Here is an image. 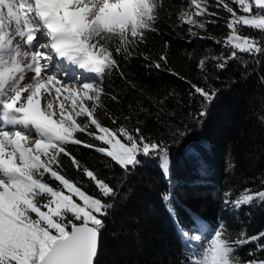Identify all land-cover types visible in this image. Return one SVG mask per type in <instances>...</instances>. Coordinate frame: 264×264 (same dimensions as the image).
Here are the masks:
<instances>
[{
  "label": "snow or ice",
  "instance_id": "snow-or-ice-1",
  "mask_svg": "<svg viewBox=\"0 0 264 264\" xmlns=\"http://www.w3.org/2000/svg\"><path fill=\"white\" fill-rule=\"evenodd\" d=\"M231 2L241 14L227 0H217L230 14L222 42L230 51L227 56L200 59L197 67L205 81L209 59L223 70L230 61L247 66L250 60L259 63L264 55V0ZM162 7L163 0H0V264H97L103 218L110 215L120 192L66 145L92 149L108 158L100 163L110 174L118 166L122 170L119 188L137 167L151 160H158L165 178L170 177V148L189 134L187 125L171 124L172 140L166 142L146 137L139 127L110 128L100 119L103 111L117 124L102 98L117 101L118 96L106 92L104 83L113 73L126 79L115 57L128 59L136 54L146 32L157 30L154 25ZM208 9L209 0H188L177 15V26L188 25L189 35L196 37L195 29L206 30L207 24L216 22L208 18L217 13ZM246 29L258 31L261 38L245 35ZM139 54L151 61L146 67L171 71L166 67V52L159 61ZM191 88L190 100L196 95L202 98L201 109L193 117L202 125L217 90L195 84ZM172 115L163 107L156 113L158 119ZM124 120L131 117L125 115ZM77 133L100 143H90ZM65 157L85 179L66 174ZM205 171L202 165L201 173ZM86 181L94 184L99 196L85 190ZM163 200L175 215L173 194L165 193ZM262 204L264 191L245 188L235 199L230 190L223 193L224 210L233 214ZM179 234L187 257L181 264H242L238 251L253 242L256 252L249 251L250 256L264 252V244L259 243L264 233L245 238L241 231L233 239L223 218L216 226L196 219L190 231L181 227ZM243 264H264V259Z\"/></svg>",
  "mask_w": 264,
  "mask_h": 264
},
{
  "label": "trees",
  "instance_id": "trees-1",
  "mask_svg": "<svg viewBox=\"0 0 264 264\" xmlns=\"http://www.w3.org/2000/svg\"><path fill=\"white\" fill-rule=\"evenodd\" d=\"M227 2L239 13L231 0ZM187 5L188 0H163L154 25L157 30L146 32L144 42L136 46V54L131 58L115 57L126 79L113 73L104 88L117 95L118 100L113 101L110 96L102 99L108 112L117 117V124L100 112L105 126L139 127L143 135L157 141L171 142V124L187 125L189 134L170 148V177L165 178L158 160H151L137 167L119 188L122 170L116 166L114 174H110L100 163L108 158L79 145L65 146L81 163L120 192L110 215L103 218L105 226L100 236L97 264H181L187 257L179 229L190 231L196 219L216 226L223 218L233 239L241 231L246 233L245 238L264 233V204L242 207L235 214L225 211L223 205L225 191L232 192V199L245 188L264 191V183H261L264 180V55L258 58L259 63L250 60L247 66L230 61L223 70L216 68L217 61L209 59L206 62L208 80L205 81L197 65L205 56L229 54L230 49L222 47V42L229 31L226 25L230 14L223 5H217V0H209L208 10L216 12L217 16L208 19L216 22L207 24L206 30L195 29L198 35L192 37L187 31L188 25L177 26V15ZM244 34L261 38L256 30L246 29ZM200 36L205 38L200 39ZM112 50L115 53V46ZM165 52L166 67L171 71L146 67L151 61H145L139 54H148L159 61ZM244 58L248 59L246 55ZM191 84L217 90L215 100L207 108V117L201 118L202 125L193 119L201 109L202 98L196 95L190 100ZM161 100L165 101L163 105L158 103ZM162 107L173 115L158 119L156 113ZM141 108L147 112L140 111ZM125 115L131 120L125 121ZM77 135L90 143H100L81 133ZM64 160L70 178L85 179L67 157ZM202 165L205 174L201 173ZM49 183L55 182L49 180ZM86 183L85 190L99 196L94 184ZM168 192L174 197L175 215L163 200ZM259 243L264 244V237ZM249 251L256 252L255 242L239 249L242 264L251 259H264V252L250 256Z\"/></svg>",
  "mask_w": 264,
  "mask_h": 264
},
{
  "label": "rangeland",
  "instance_id": "rangeland-1",
  "mask_svg": "<svg viewBox=\"0 0 264 264\" xmlns=\"http://www.w3.org/2000/svg\"><path fill=\"white\" fill-rule=\"evenodd\" d=\"M239 10V9H238ZM238 14H241L240 12L238 13ZM78 71H79V69H77ZM29 75H31V74H29ZM181 239V238H180Z\"/></svg>",
  "mask_w": 264,
  "mask_h": 264
}]
</instances>
